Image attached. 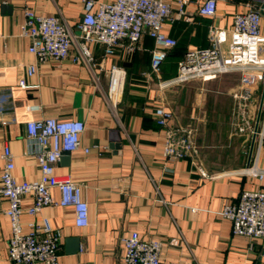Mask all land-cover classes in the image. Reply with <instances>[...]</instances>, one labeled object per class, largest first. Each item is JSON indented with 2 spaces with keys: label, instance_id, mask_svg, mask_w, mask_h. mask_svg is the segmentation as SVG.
<instances>
[{
  "label": "crops",
  "instance_id": "obj_1",
  "mask_svg": "<svg viewBox=\"0 0 264 264\" xmlns=\"http://www.w3.org/2000/svg\"><path fill=\"white\" fill-rule=\"evenodd\" d=\"M178 1H171L174 14ZM248 4L259 7L264 0H218L215 17L200 16L196 1L186 5L190 21L176 18L164 23V33L178 43L159 73L151 68L155 42L145 36L131 54L120 49L105 56L103 46H93L94 65L74 63L73 58L47 61L28 76L26 68L36 58L29 52L31 40L22 32L25 11L55 16L77 34L84 0H0V154L10 147L16 181L41 177L39 146L27 140L29 121L81 120L86 128L82 147L91 150L63 156L55 168L56 175H68L82 186L90 225L78 228L72 208L50 206L38 218L24 212L23 233L30 231L32 221L49 218L61 232L60 264H124L122 239L134 232L162 242L161 264H264V239L234 236L231 221L222 217L224 208L238 202L244 191L264 190V178L258 176L264 172V82L245 102L233 94L252 87L241 82L242 75L255 80L256 74H222L198 89L194 103L186 96L189 85L170 83L190 51L211 47L210 28H231L236 14L249 11ZM260 28L264 36V12ZM113 65L126 71L122 102L116 108L107 100ZM212 86L216 88L210 92ZM235 104L240 106L237 111ZM159 106L174 113L167 127L157 124ZM253 117L260 135L244 134V121L250 123ZM189 126H194L192 138L200 154L167 159L169 130ZM4 164L0 160V180ZM52 195L60 199L59 190ZM22 204L24 209L31 207L33 197L28 195ZM7 208L5 201L0 203V264H12Z\"/></svg>",
  "mask_w": 264,
  "mask_h": 264
},
{
  "label": "built area",
  "instance_id": "obj_2",
  "mask_svg": "<svg viewBox=\"0 0 264 264\" xmlns=\"http://www.w3.org/2000/svg\"><path fill=\"white\" fill-rule=\"evenodd\" d=\"M171 1L84 0L83 19L76 25L80 35L73 33L55 16L37 15L32 10H26L22 32L31 40L29 52L36 58V63L26 68L27 75L36 74L38 65L47 61L62 63L73 58L74 63L94 65L93 46H103L105 56H113L120 49L131 54L139 49L145 36L155 42L151 68L154 73H159L169 51L178 43L164 33V23L176 18L190 21L185 6L193 1L200 4V16L215 17L218 13V0H179L176 14L172 12ZM247 6L249 11L236 14L231 28H210L211 47L190 51L180 63L178 75L171 84L180 85L193 80L206 83L222 74L238 71L264 74V36L260 28L264 5ZM73 46L76 47L74 52L71 50ZM108 73L107 100L112 108H116L122 102L126 71L113 65ZM239 98L247 101L251 94L246 91ZM155 116L159 126L167 127L174 113L165 106H159ZM11 121L16 123L14 118ZM25 127L28 142L39 146L36 158L41 177L34 182L19 184L13 176L14 154L8 145L5 146L0 154V160L5 163L0 180V203L5 201L8 204L4 214L11 222L8 258L12 264H60L61 232L53 228L49 218L42 217L32 221L30 231L25 234L21 216L27 212L29 216L38 218L43 209L50 206L72 208L76 227L90 225L89 206L82 197V186L68 175L55 174V168L65 153L80 150L90 153V148L82 147L85 124L81 120L47 118L29 121ZM193 133L192 128L169 130L164 156L177 161L197 154ZM256 135L260 133L257 131ZM258 176L263 179L264 172H259ZM55 189L60 192L58 201L52 195ZM28 195L33 197V204L24 209L22 203ZM222 217L231 221L234 236L264 239V190L244 191L238 202L224 208ZM122 241L126 247L124 264H161V241L142 238L137 232ZM170 244H175V241Z\"/></svg>",
  "mask_w": 264,
  "mask_h": 264
},
{
  "label": "rangeland",
  "instance_id": "obj_3",
  "mask_svg": "<svg viewBox=\"0 0 264 264\" xmlns=\"http://www.w3.org/2000/svg\"><path fill=\"white\" fill-rule=\"evenodd\" d=\"M77 34L80 35V33L77 31ZM250 73H255L256 74V77H255V80H254V77L252 76H249V75H242L241 76V82L243 84H246L248 85L249 83H251V89H249L247 86L246 87H243L241 89V92H236L233 94V98L234 99H240L239 97L242 95V94H245L246 91H248L250 94H251V98L254 94V91L256 93V90L259 88V86H261V84H263L264 82V74L263 73H258V72H250ZM235 77H239V75L235 74ZM254 80V81H253ZM187 85H189L187 88H186V96H187V99L188 100H191L193 103L195 102L196 98L194 97L196 95V93L199 91L198 89L202 88V87H205L206 83L200 81V80H193V81H190V82H187L185 83ZM183 84V85H185ZM216 87H209L208 90L211 92L213 91V89H215ZM256 88V90H255ZM241 101H245V100H242L240 99ZM246 102V101H245ZM234 109L239 110L240 109V106H236L235 104V107ZM259 124H258V121H257V125H255V117H253L252 121L249 123L248 120L244 121V125L243 127H245V132L244 134H247V135H255L257 134V131H259ZM191 128H193L194 126H189ZM194 129V128H193ZM192 129V130H193ZM243 134V133H242ZM195 146L197 147V150H198V153L195 154V155H192V156H198L200 154V146L199 145H196Z\"/></svg>",
  "mask_w": 264,
  "mask_h": 264
},
{
  "label": "water",
  "instance_id": "obj_4",
  "mask_svg": "<svg viewBox=\"0 0 264 264\" xmlns=\"http://www.w3.org/2000/svg\"><path fill=\"white\" fill-rule=\"evenodd\" d=\"M70 155V153H65L63 156H69Z\"/></svg>",
  "mask_w": 264,
  "mask_h": 264
}]
</instances>
